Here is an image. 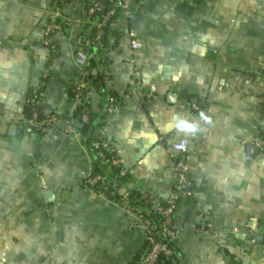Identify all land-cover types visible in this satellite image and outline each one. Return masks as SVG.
<instances>
[{
	"label": "crops",
	"instance_id": "crops-1",
	"mask_svg": "<svg viewBox=\"0 0 264 264\" xmlns=\"http://www.w3.org/2000/svg\"><path fill=\"white\" fill-rule=\"evenodd\" d=\"M56 7L70 23L56 31L54 51L42 39ZM98 18H87L82 0H0V264H128L146 235L119 198L144 187L164 202L174 183L167 146L183 137L192 184L173 216L180 260L168 264H264V241L253 236H264V144L255 143L264 137V0H135L130 15L111 18L102 52L117 107L105 138L120 169L92 185L67 85ZM34 90L72 131L19 127ZM91 106L101 112L103 97Z\"/></svg>",
	"mask_w": 264,
	"mask_h": 264
},
{
	"label": "built area",
	"instance_id": "built-area-1",
	"mask_svg": "<svg viewBox=\"0 0 264 264\" xmlns=\"http://www.w3.org/2000/svg\"><path fill=\"white\" fill-rule=\"evenodd\" d=\"M85 4V13L88 19L94 18L98 12L101 13L100 17L96 19V32L94 39H86V43L91 46L92 44L103 47L101 37L105 34L104 27L107 26L111 18L116 13H121L125 16L130 15L133 10L135 0H82ZM68 0H55L57 6L67 3ZM59 18V19H57ZM70 20L66 18L59 7L54 8L48 15V19L45 22L43 29V43L48 45L54 51H57V46L55 43L56 31L62 28L63 24L68 25ZM128 35L130 37V48L135 49L140 46L141 42L136 36L133 29L128 30ZM98 53L94 50L88 55L84 66L79 71V73L73 78L71 91H72V102L73 110L80 106L79 119L87 121L89 118L90 111L93 110L91 106L92 96L95 94L100 95L97 86H95L90 77L88 63L90 57L97 55ZM132 60V57H127ZM100 69L103 72L104 85L106 88L113 90V77L112 70L107 60L100 63ZM40 94L37 90L30 92L26 97L25 101L28 104L30 113L28 116H24L18 121V125L21 129H32L40 133H45L49 128L57 126L61 120L64 121L63 128L66 131H72L70 128V117H63L57 113L51 111H43L42 117L39 116V103ZM194 108H198L197 103H192ZM117 107V99L115 94H109L106 98L105 108L106 115L104 117L105 125ZM105 125L97 129V135L99 138L100 145L106 150L111 152L110 160L108 165L119 166V156L117 153V148L111 145L105 138ZM77 136H80V131L75 132ZM255 143L259 146L264 144V137H258ZM169 156L172 159L171 170L174 177L173 188L170 194L165 198L164 202L159 201V199L153 197L152 193L147 188L140 189V203L132 200L126 193L121 195L119 198L120 204L125 208L127 213L131 216L133 222L145 231L146 238L150 240L151 247L149 251L143 255L141 264H157L156 259L159 253L165 254L167 257H172V249L167 244V242L156 237V224L152 221L149 216L150 209H153L163 215L161 220L162 234L170 236L175 240L176 230L173 223V216L177 208L178 197L181 190L189 188L192 184L191 178L189 177V163L187 161V151H188V140L187 138H179L172 141L167 146ZM97 153L104 157V152L102 149L98 150ZM105 176L100 173L95 175H88V183L94 185L98 181H103ZM43 185L45 183L43 182ZM112 192V190H111ZM143 203H147L145 206ZM145 206V207H144ZM212 227V224H208ZM216 235V232H213Z\"/></svg>",
	"mask_w": 264,
	"mask_h": 264
},
{
	"label": "trees",
	"instance_id": "trees-1",
	"mask_svg": "<svg viewBox=\"0 0 264 264\" xmlns=\"http://www.w3.org/2000/svg\"><path fill=\"white\" fill-rule=\"evenodd\" d=\"M100 15H101L100 12H98L96 14L97 17H100ZM96 28H97L96 25H93V27L91 28V33L88 36L89 40L94 39ZM106 28H107V26L104 27L105 34L101 37L103 47H100V46L95 45V44L91 45V49L96 51L98 54L90 57L89 63H88L89 77H90L92 83L95 86H97V89H98L100 95L103 97L104 107L101 109L102 111L99 113H96L93 110L90 111L88 120L82 122L80 138H81V141L85 145H87L88 150L90 152V155L92 157V164H91L89 175H95L96 173H100V174H106V177H110L111 175L118 173L120 168H119V166L111 165V169H109L111 171L106 170L107 165L109 164L108 161L110 160L111 152L109 150H106L104 147H102L100 145L99 138L97 135V129L101 128L105 125L104 117L106 115V108H105L106 98L109 94H113V90L105 87L104 79H103V72L99 67L100 63H102V61L107 60V56L105 55L104 52H102V50L106 46ZM72 81H73V79H71L67 85V91H68L70 98H72V96H73L72 91H71ZM43 111L44 110L40 107L39 108V116L42 117ZM29 113H30V110H29V107L27 104V116L29 115ZM79 114H80V106H78L76 109H74L71 115L72 116H79ZM22 130L32 131V129H22ZM100 149L103 150L104 155H105L104 157H101L97 153V151ZM124 179H125V173L118 175L116 178L115 186L117 187L118 184H120L121 182L124 181ZM126 194L132 200H134L137 203L139 201H141L140 189L130 190ZM149 216L152 219V221L156 224V227H155L156 237L167 242V244L172 249V257L171 258L167 257L163 253H159L158 257L156 259L157 264H168L172 258H176V259L180 260L178 253H177V249H176L175 244H174L175 240L172 239L170 236L162 234V232H161V230H162L161 220L163 218V215L161 213L153 210V209H150ZM253 236H255V239H257V240L264 241L263 235H259V234L255 233V234H253ZM150 247H151L150 240L148 238H146L145 245H144L143 249L141 250V252L136 254L128 264H141V260H142L143 255H145L149 251Z\"/></svg>",
	"mask_w": 264,
	"mask_h": 264
},
{
	"label": "clouds",
	"instance_id": "clouds-1",
	"mask_svg": "<svg viewBox=\"0 0 264 264\" xmlns=\"http://www.w3.org/2000/svg\"><path fill=\"white\" fill-rule=\"evenodd\" d=\"M201 119H203L206 123H211V118L206 116L204 113H201ZM177 127L192 134H195L199 130V125L184 120H179Z\"/></svg>",
	"mask_w": 264,
	"mask_h": 264
},
{
	"label": "water",
	"instance_id": "water-1",
	"mask_svg": "<svg viewBox=\"0 0 264 264\" xmlns=\"http://www.w3.org/2000/svg\"><path fill=\"white\" fill-rule=\"evenodd\" d=\"M77 55H78V60H80V61H82L83 60V58H84V56H85V53L83 52V51H78V53H77ZM59 125L60 126H63L64 125V121L63 120H61L60 122H59ZM15 124L14 123H12L11 125H10V132L11 133H14L15 132Z\"/></svg>",
	"mask_w": 264,
	"mask_h": 264
}]
</instances>
